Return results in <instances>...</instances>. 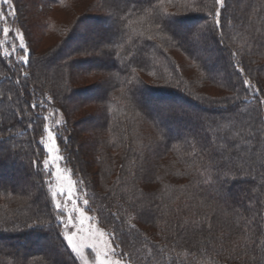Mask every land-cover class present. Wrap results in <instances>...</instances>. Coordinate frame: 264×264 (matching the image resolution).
Returning <instances> with one entry per match:
<instances>
[{"label": "trees", "instance_id": "16d2710c", "mask_svg": "<svg viewBox=\"0 0 264 264\" xmlns=\"http://www.w3.org/2000/svg\"><path fill=\"white\" fill-rule=\"evenodd\" d=\"M12 1L30 44L26 10ZM72 1L40 0L62 9ZM92 4L95 20L112 22L100 57L71 59L76 48L65 50L93 16L27 64L0 41V168H8L0 171V264H79L45 173L52 110L64 116L57 132L66 165L130 264H264V0ZM95 74L105 78L78 87ZM90 88L101 95L84 98ZM152 96L171 101L155 106ZM91 104L97 115L79 119ZM85 129L95 137L86 143ZM25 236L47 246L17 250L12 239Z\"/></svg>", "mask_w": 264, "mask_h": 264}, {"label": "rangeland", "instance_id": "374dc122", "mask_svg": "<svg viewBox=\"0 0 264 264\" xmlns=\"http://www.w3.org/2000/svg\"><path fill=\"white\" fill-rule=\"evenodd\" d=\"M24 10H26V21L29 32V42L25 39V34L19 25V22L16 23L14 20V15H11L7 20H0V41L1 46L3 47V52L8 57L14 56L16 60L20 61L23 58L29 59V54L34 52L36 55H47L52 49L58 44L59 41L65 36V31L69 30L72 25H77V21L82 18L100 17L101 13L93 8V0H75L68 4V9H62L59 7L47 8L42 5L40 0H21ZM13 4V1H12ZM14 5V4H13ZM42 5V7L40 6ZM29 6V7H28ZM0 0V8H6ZM54 24L56 28H61V35H57L51 29H47L49 24ZM112 22L109 23H100L95 20L93 23H89L88 27L84 26L79 28L80 36L75 41L69 43L68 46H65V50H71L76 48L75 51L71 54L72 58H82L90 56H99L97 54L100 49L106 50L103 46L101 47V40L104 38L109 30L111 29ZM183 28L189 30L191 24H181ZM8 29V34L4 35L3 29ZM78 31V32H79ZM89 31V32H88ZM23 35V42L27 47V51L20 47V35ZM67 34V33H66ZM67 36V35H66ZM65 40V39H64ZM66 42L64 43V45ZM78 47V48H77ZM86 54V55H84ZM104 59V57H103ZM106 59V58H105ZM108 65L107 61H103L99 64V69H103ZM45 76L49 78V73ZM104 75L95 74L91 76H82L79 77L78 87L84 88L86 86L91 87L92 84H98L103 80ZM250 85V82H248ZM92 88V87H91ZM90 88V89H91ZM101 94L96 89H91L84 92L83 97L88 99H93L99 97ZM152 104L157 106L158 102H170L168 98L161 99L160 97L152 96ZM98 107L94 104H91L86 107H82L79 111V119L84 115L93 114L97 115ZM78 112V113H79ZM50 118L47 119V126L44 132L43 146L46 153L45 160L48 161L45 173L49 175V191L52 199V203L59 213L58 222L61 225L62 235L67 244L66 236L72 235L77 240L82 241L85 244L83 249L84 255L91 262L94 260L96 252L101 253L102 258L104 254H107V259L119 264H130L125 260L121 252L114 245L111 235L108 231L103 229L97 220L95 214L89 209V203L85 205L83 202L87 200L86 194L83 191L82 185L79 182V179L76 178L69 167L66 165L64 155L60 149L58 142V129L64 122V116L61 113H54L52 110ZM78 115V114H77ZM52 133V140H49L48 132ZM80 141L84 143L95 138L91 135L89 130H84L80 134ZM90 143V142H89ZM54 144L55 148L52 152H49V145ZM79 156H83V150H78ZM3 169H8L6 166H2L0 171ZM96 169L92 168V171ZM53 193H56L54 196ZM88 201V200H87ZM60 204V209H57L56 205ZM83 213V216H81ZM17 241V250L24 246L26 242L32 243V250L34 253L42 252L44 247L47 246V243L41 237H32L25 236L21 239H12L11 242ZM4 242L0 239V244ZM27 245V243H26ZM68 246V244H67ZM69 247V246H68ZM19 248V249H18ZM95 249V252L93 251ZM70 251L71 248L69 247ZM72 252V251H71ZM114 253V254H113ZM74 256L75 254L72 253ZM79 264H83V261L77 258Z\"/></svg>", "mask_w": 264, "mask_h": 264}, {"label": "snow or ice", "instance_id": "6c2138e0", "mask_svg": "<svg viewBox=\"0 0 264 264\" xmlns=\"http://www.w3.org/2000/svg\"><path fill=\"white\" fill-rule=\"evenodd\" d=\"M217 3L220 6H223L224 0H217ZM2 4L4 6H7V7L6 8H0V20H7V18L9 16L14 15V13H15V6L12 4V0H2ZM216 15L218 16L219 13H216ZM217 24H219V21L218 20H217ZM3 33H4V35H7L8 34V29L7 28L3 29ZM19 39H20V47L22 49H24L25 51H27V47H26V45L23 42V35L22 34L20 35ZM221 39H222V37H221ZM21 63L22 64H27V59L22 57ZM239 71L242 72L243 69L241 68V69H239ZM245 84L247 86L251 87L248 84L247 81H245ZM253 91H255V89H253ZM32 107L35 108L36 105H32ZM48 136H49V140H52L53 139L52 133L50 131L48 132ZM41 142H43V141H41ZM54 148H55L54 144L49 145V148H48L49 152H52L54 150ZM44 164H45V166H47L48 161L45 160L44 161ZM53 195L55 196L56 193H53ZM83 203L85 205H87L88 204V201L85 200ZM56 207H57V209H60L61 206H60V204H57ZM81 216H83V213H81ZM65 238H66V241H67L68 246L71 248L72 253H74L77 258L81 259L83 261V264H90V261L84 255V252H83V249L85 247V244L82 241L77 240L72 235H67ZM93 251L95 252V249L94 248H93ZM91 264H113V262L112 261H109L107 259V254H104V256L102 258L101 253L96 252V255L94 257V260L91 262ZM115 264H119V262L117 261V262H115Z\"/></svg>", "mask_w": 264, "mask_h": 264}]
</instances>
